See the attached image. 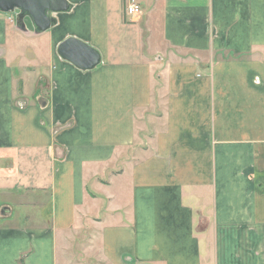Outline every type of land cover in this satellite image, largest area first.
Listing matches in <instances>:
<instances>
[{
    "label": "crops",
    "instance_id": "1",
    "mask_svg": "<svg viewBox=\"0 0 264 264\" xmlns=\"http://www.w3.org/2000/svg\"><path fill=\"white\" fill-rule=\"evenodd\" d=\"M68 1L0 12V264H264V0Z\"/></svg>",
    "mask_w": 264,
    "mask_h": 264
},
{
    "label": "water",
    "instance_id": "2",
    "mask_svg": "<svg viewBox=\"0 0 264 264\" xmlns=\"http://www.w3.org/2000/svg\"><path fill=\"white\" fill-rule=\"evenodd\" d=\"M71 7L68 0H0V12L13 13L17 25L24 30L29 29L26 19L30 20L36 33L49 30L56 24L55 14L67 12ZM58 53L82 70L93 69L102 62L97 48L76 37L63 40L58 46Z\"/></svg>",
    "mask_w": 264,
    "mask_h": 264
},
{
    "label": "rangeland",
    "instance_id": "3",
    "mask_svg": "<svg viewBox=\"0 0 264 264\" xmlns=\"http://www.w3.org/2000/svg\"><path fill=\"white\" fill-rule=\"evenodd\" d=\"M103 203H105V202H103ZM93 229H94L93 226H89L88 224H84L83 223L82 226H78L75 230H71V232H70L69 236H67V238H77V240L80 241V242L84 240L85 241L84 247L85 246L88 247L89 245L87 243H91V242L88 241V238H92L90 235H91V231ZM78 241H76V243H75V241L71 239V242L69 243V247L72 246V245L75 246V248H71V249H75L76 253H78V251L82 252V250H84L83 249V244L82 245L79 244ZM77 244H79V245H77ZM96 252L98 253L99 250L94 249V256L91 255V259L95 258V253ZM79 256H78V259H79ZM82 259H84V258H82ZM95 261L97 262V264H102V263H99V260H95ZM87 263H89L88 259H87Z\"/></svg>",
    "mask_w": 264,
    "mask_h": 264
},
{
    "label": "built area",
    "instance_id": "4",
    "mask_svg": "<svg viewBox=\"0 0 264 264\" xmlns=\"http://www.w3.org/2000/svg\"><path fill=\"white\" fill-rule=\"evenodd\" d=\"M125 12L130 16H136L142 12V9L137 0H129L125 7Z\"/></svg>",
    "mask_w": 264,
    "mask_h": 264
}]
</instances>
